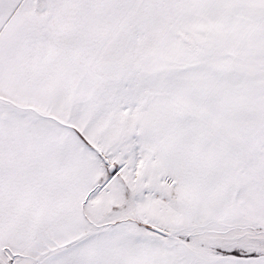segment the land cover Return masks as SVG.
<instances>
[{"label":"snow or ice","instance_id":"obj_1","mask_svg":"<svg viewBox=\"0 0 264 264\" xmlns=\"http://www.w3.org/2000/svg\"><path fill=\"white\" fill-rule=\"evenodd\" d=\"M0 264H264V0H0Z\"/></svg>","mask_w":264,"mask_h":264}]
</instances>
